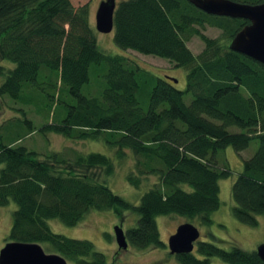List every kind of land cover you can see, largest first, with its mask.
Listing matches in <instances>:
<instances>
[{"label":"trees","instance_id":"obj_1","mask_svg":"<svg viewBox=\"0 0 264 264\" xmlns=\"http://www.w3.org/2000/svg\"><path fill=\"white\" fill-rule=\"evenodd\" d=\"M114 22L120 47L187 67L186 88L128 55L103 50L89 2L0 0V75L5 76L0 110L1 95L32 101L46 108L48 120L39 129L69 138L100 137L118 156L132 149L135 167L127 177L135 186L144 176L157 177L140 203L132 204L99 178L100 169L113 173L111 155L58 149L43 154L21 142L35 130L31 119L15 118L8 127L0 123V205L12 199L18 204L8 239L48 244L75 264H108L107 254L91 239L56 232L48 220L75 225L91 209L124 206L139 213L137 223L125 230L129 242L163 246L157 216L177 213L212 223L222 202L220 179L232 174L228 164L219 166L218 151L228 145L243 150L253 138L261 144L244 158L231 194L235 216L259 224L264 213V63L229 46L250 21L208 13L189 0H121ZM207 24L221 28V35L205 33ZM194 35L205 43L198 54L187 43ZM102 62L107 63L106 87L100 95L84 93L91 66ZM144 85L147 108L139 94ZM186 92L193 93L189 103ZM232 125L241 131L230 130ZM213 255L229 264H264L256 248L237 242L226 248L199 240L192 252L177 257L181 264H212Z\"/></svg>","mask_w":264,"mask_h":264},{"label":"rangeland","instance_id":"obj_2","mask_svg":"<svg viewBox=\"0 0 264 264\" xmlns=\"http://www.w3.org/2000/svg\"><path fill=\"white\" fill-rule=\"evenodd\" d=\"M102 0H72L75 5H80L85 2L90 3V20L94 25L97 33L98 43L103 50L109 53H121L128 55L139 62L145 68H149L156 74L165 76L171 74L177 78L178 82L175 85L178 88L185 89L187 86V67L176 65L171 59L154 54H147L140 52L133 48H122L114 39V30L110 32H101L96 28V12ZM117 4L121 0H116ZM205 33L212 36H220L222 29L207 24L203 29ZM188 45L198 54L204 48V41L199 35H194L188 40ZM9 66L14 65L11 60ZM106 70L107 63L102 62L93 64L90 69L91 79L83 86V92L89 95H100L106 87ZM5 76L0 75V84ZM60 83V80L58 81ZM140 100L142 105L148 107V94L146 85L139 91ZM193 93L186 92L185 100L189 103L192 100ZM2 108L0 110V123L9 126V123L15 118L23 121L24 118L32 120L35 130L32 133L24 136L22 143H26L29 148H33L40 153L45 154L51 150H63L70 155L78 152L86 153L89 151H100L111 155L115 165L113 173L107 174L100 169L99 178L107 183L115 192L121 194L125 199L134 203H140V199L144 191H146L157 177L154 174L144 176L140 186H135L128 180V173L135 167L136 158L132 149H128L125 156H118L116 150L111 148L103 139L99 138H69L68 136L57 131H43L39 129L45 121L48 120L45 115V110L42 111L37 105L24 99H13L8 95H1ZM24 112L22 111L23 109ZM49 119H53L50 115ZM6 127V128H7ZM25 132L28 131L27 126L24 125ZM232 131H241V127L232 125L229 127ZM261 141L259 138L251 139L249 146L243 150H236L233 145H228L224 149L218 151V164L231 168L232 174L220 179L221 185V206L213 212V222L210 224L202 223L199 217L189 218L180 214H162L157 216V223L160 229L161 237L166 242L163 246H149L138 247L136 244L129 243L128 248H120L116 242L115 225L121 223L127 230L137 223L139 213L133 207L122 208L112 207L106 210L91 209L81 221L75 225H68L63 223L61 218H49L51 228L62 234L73 237L89 238L95 243V247L104 251L108 257V264H181L177 254L171 253L168 245V238L172 234L177 225L190 220L199 225L202 234L198 240L212 241L218 245L230 248L233 242H237L246 249H254L256 246L264 241V213L258 215L259 224H247L241 219H238L233 213V207L236 201L232 193V185L238 176V171H241L244 166V158L252 156L260 146ZM17 203L12 199L5 205H0V249L8 239L13 222V213L17 208ZM47 251L51 248L48 244L43 245ZM212 264H229L226 260L218 255L210 256ZM69 264H75L70 261Z\"/></svg>","mask_w":264,"mask_h":264},{"label":"water","instance_id":"obj_3","mask_svg":"<svg viewBox=\"0 0 264 264\" xmlns=\"http://www.w3.org/2000/svg\"><path fill=\"white\" fill-rule=\"evenodd\" d=\"M211 14H222L232 17H243L250 22L232 37L230 48L244 52L264 63V0L249 3L239 0H189ZM116 0H102L96 12V28L101 32L114 29ZM171 80L177 78L166 74ZM116 242L120 248H128L127 232L121 223L115 225ZM199 225L187 220L177 225L176 231L168 238L171 253L192 252L201 236ZM41 242L9 240L0 249V264H69L67 258L59 252L47 251ZM256 250L264 261V241L256 246Z\"/></svg>","mask_w":264,"mask_h":264},{"label":"flooded vegetation","instance_id":"obj_4","mask_svg":"<svg viewBox=\"0 0 264 264\" xmlns=\"http://www.w3.org/2000/svg\"><path fill=\"white\" fill-rule=\"evenodd\" d=\"M176 230V229H175ZM202 232V231H201ZM165 245H166V243H165ZM150 264V263H149Z\"/></svg>","mask_w":264,"mask_h":264}]
</instances>
